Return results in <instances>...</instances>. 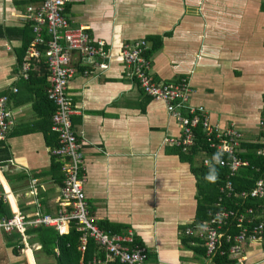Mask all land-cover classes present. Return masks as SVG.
<instances>
[{
  "label": "crops",
  "instance_id": "0c3cea01",
  "mask_svg": "<svg viewBox=\"0 0 264 264\" xmlns=\"http://www.w3.org/2000/svg\"><path fill=\"white\" fill-rule=\"evenodd\" d=\"M25 12L26 6L17 8L14 0H0L2 24L23 27L29 22ZM66 13L72 25L82 24L93 38L103 39L110 55L100 68L73 51L77 71L68 88L90 214L120 232L132 228L138 243L148 248V264H208L201 245L182 234L198 212L194 167L203 153L186 159L176 145L165 142L180 136L181 126L165 101L146 94L129 76L121 49L126 41L146 38L151 50V37H160V47L150 53L154 77L173 82L186 76L192 88L188 102L203 106L212 123H235L245 140L262 139L264 0H70ZM22 44L20 38H0L1 55L13 56L0 63V94L8 93L13 111L4 140L12 157L4 165L11 173H39L33 187L16 183L14 189L10 181L24 213H54L55 175L61 170L48 173L52 157L41 130L48 107L40 100L46 72L31 70L28 78L19 74ZM40 61L45 58L34 65ZM21 202L31 207L24 209ZM5 235L0 230V264H36L30 248L29 261L16 259ZM244 264H264V249L248 245Z\"/></svg>",
  "mask_w": 264,
  "mask_h": 264
},
{
  "label": "built area",
  "instance_id": "2783aa9c",
  "mask_svg": "<svg viewBox=\"0 0 264 264\" xmlns=\"http://www.w3.org/2000/svg\"><path fill=\"white\" fill-rule=\"evenodd\" d=\"M69 1L41 0L26 5L24 17L32 22L35 36L18 70L22 77L28 78L33 63L44 55L49 71L46 93L55 105L51 129L58 139V144L51 148L50 153L61 159L64 176L55 197L58 207L54 214L40 209L34 214L24 213L17 199H14L17 194L5 175L7 166L0 162V230L7 234L20 232L27 256V249L31 247L26 234L29 226L43 223L55 226L60 233H67L69 222L73 220L81 233L78 248L84 251L91 238L99 251L104 253L103 258L94 254L86 264H112L115 261L120 264H148V250L136 242L132 228L117 233L105 231L90 214L84 189V154L82 143L73 128L75 106L68 88L77 71L73 51L78 53L80 59L89 58L92 64L100 68L107 66L105 60L110 55L103 39L93 38L82 24H71L66 13ZM43 45L46 46L45 51H42ZM150 48V42L141 38L124 42L121 52L129 76L139 83L146 94L165 101L181 126V135L167 137L165 142L188 151L195 145V128L201 126L207 147L214 150L213 155L203 156L202 165L220 166L227 170L226 179L219 187L220 195L213 203L214 208L208 210V218L186 225L184 233L193 236V243L205 247L208 264H244L248 245L258 244L264 249V176L256 178L251 188L239 190L235 189L233 178L248 168L261 169L242 156L246 151L242 148L245 134L237 124H214L203 106L188 102L192 88L186 76L173 82L158 81L154 77L152 59L148 54ZM16 89L13 86V90ZM7 99V94L0 95V141L7 139L13 125V111L8 107ZM259 126L264 131V108ZM260 141L262 146L255 152L264 156V135ZM31 185L33 187V180ZM247 199L259 202L247 203ZM7 205L9 210L5 211ZM30 249L33 250L32 247ZM216 256H229V260L214 262Z\"/></svg>",
  "mask_w": 264,
  "mask_h": 264
},
{
  "label": "trees",
  "instance_id": "16d2710c",
  "mask_svg": "<svg viewBox=\"0 0 264 264\" xmlns=\"http://www.w3.org/2000/svg\"><path fill=\"white\" fill-rule=\"evenodd\" d=\"M40 1L41 0H14V3L17 8H24L30 2H40ZM34 36L35 34L33 32L32 22H27L23 27H14V26L12 27L0 23V38H4V37L11 39L20 38L23 41L21 48L17 52L18 67L19 64L22 63L24 56L27 52V49L34 39ZM151 41L154 42L152 47L153 50L160 47L162 42L161 38L158 36L151 37ZM45 47H46L45 45L42 46V51H45ZM151 50L148 51L149 55L151 53ZM42 58L44 59V55H42ZM35 65H37V67L34 68ZM35 65L33 63V68L30 69L29 76H31V74L33 73V71L31 70H44V72H46V74L43 75L44 77L43 82L46 83V88L45 91L40 96L41 97L40 100L42 101L41 102L42 104H46L48 107H47V113L44 115L45 118L44 121L46 123L45 126L41 128V130L43 132L46 144L47 146H49V152H50L51 148L55 147L58 144L57 134L51 129V115L52 112L54 111L55 105L52 102V100L48 98L46 93L48 80H45V77L48 75L49 72L47 64L44 63V61H40ZM2 94L8 95V93L6 92L1 93L0 95ZM48 117H49V122L47 121ZM32 130H33L32 128L27 129V131H32ZM195 133H196L195 145L192 148H190L188 151H182L180 148H178L181 152L184 153L182 157L186 159H190L193 158V156H196L199 152L203 153V151H204L203 156L205 154L206 156L213 155L214 150L207 147L203 135L204 132L201 126L195 128ZM260 135L263 136L264 131ZM260 139L261 137H258L256 140H244V142L242 143V148L246 150L244 153H242V156L244 158L249 159L254 165L259 167L261 171H256L251 168L241 171L237 177L233 178L236 190L249 189L252 186H254V182L256 178H258L261 175L264 176V156H259L255 152L258 147L262 146ZM203 156L202 158H200L197 167H194V171L199 175L198 186L200 190V203L198 205V212L196 214V219L193 222H200L208 218V210L214 208L213 203L214 201H216L217 196L220 195L219 187L223 184V182L226 179L227 170L224 167H220V166H213V167L203 166L201 163V159H203ZM11 157H12V153L8 145L4 141H0V162L5 164V162L8 161ZM51 157H52V163L48 173H53V170H57V171L61 170L59 174L55 175V180L59 184V188H60L64 178L63 171L61 169V165H62L61 159H59L58 157L52 154ZM11 172L12 171L7 170L5 171V174L9 182L11 181L14 189L17 188L15 185L16 183L19 184V186L21 185V187H26L27 185L30 186L32 184L33 178L36 175H39V173L27 174L25 171H21L18 173H11ZM212 173H214L215 179L214 180L207 179V177L210 176ZM246 202L256 204L259 202V200L247 199ZM21 205H22L21 207H23L24 209L31 207L25 204V202H21ZM57 207L58 204L56 208ZM6 209L7 211L9 210L8 205L5 206L4 210L6 211ZM93 220L98 223V225L102 228V230L110 231L112 233L120 232L119 228L114 227L111 223H108L106 221L104 222L99 221L96 218H93ZM26 234L28 236L27 240L30 246L33 247L36 264H43V262H41L40 260L42 255L46 257L44 264H86V262L94 254H97L102 258L104 257V253L99 251L96 242L91 238L88 239L86 249L84 251H81L78 248L80 244L79 236L81 233L80 231L77 230L76 224L73 220L69 222V230L67 233H60L55 226L41 223V224L29 226L26 230ZM182 234L187 236V238L185 237V240L187 239L190 241L191 239H194L193 236L184 233V228H182ZM7 238H8L7 246L8 248L11 249L12 255L18 260H21V258H26L25 242L23 239V235L18 231H14L11 234H7ZM135 240L138 243L136 238ZM140 244L145 246L142 243ZM200 248L203 249L202 253L205 254V247L201 246ZM40 253H42V255H40ZM148 258H149V251H148ZM226 260H229V256H216L213 259L214 262H222ZM21 264L23 263L21 262ZM112 264H120V263L118 261H115Z\"/></svg>",
  "mask_w": 264,
  "mask_h": 264
},
{
  "label": "rangeland",
  "instance_id": "374dc122",
  "mask_svg": "<svg viewBox=\"0 0 264 264\" xmlns=\"http://www.w3.org/2000/svg\"><path fill=\"white\" fill-rule=\"evenodd\" d=\"M3 49H5V46H3V47H1L0 48V63H2L4 60H6L7 59V57H9V61L10 60H12L13 59V56L12 55H10V54H8L7 53V55H5L6 56V58H5V56H2L1 55V53H2V50ZM4 57V58H3ZM7 62H4V64H6ZM10 82V81H9ZM5 237H6V235H5ZM7 238V237H6ZM7 241H8V238H7ZM28 241V240H27ZM29 243V242H28ZM32 247V246H31ZM30 247V248H31ZM32 249H33V247H32ZM33 251V250H32ZM33 255H34V252H33ZM40 255H42V253H40ZM35 258V257H34ZM45 259H46V257L45 256H41V258H40V260H41V262H43V264L45 263ZM27 260L29 261V259L27 258ZM35 262H36V260H35ZM30 263V262H29Z\"/></svg>",
  "mask_w": 264,
  "mask_h": 264
},
{
  "label": "clouds",
  "instance_id": "9594fccd",
  "mask_svg": "<svg viewBox=\"0 0 264 264\" xmlns=\"http://www.w3.org/2000/svg\"><path fill=\"white\" fill-rule=\"evenodd\" d=\"M3 164H4V163H3ZM5 175H6V174H5ZM6 177H7V176H6ZM207 179H209V180H214L215 177L210 175V176L207 177ZM8 181H9V180H8Z\"/></svg>",
  "mask_w": 264,
  "mask_h": 264
}]
</instances>
